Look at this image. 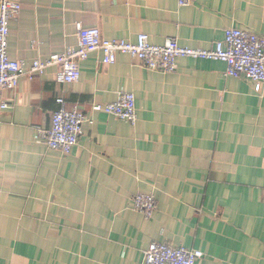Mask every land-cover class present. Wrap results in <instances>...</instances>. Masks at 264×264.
I'll list each match as a JSON object with an SVG mask.
<instances>
[{"label":"crops","instance_id":"0c3cea01","mask_svg":"<svg viewBox=\"0 0 264 264\" xmlns=\"http://www.w3.org/2000/svg\"><path fill=\"white\" fill-rule=\"evenodd\" d=\"M9 54L35 60L78 47L77 27L105 39L212 50L230 28L264 37V0H22ZM100 51L65 84L58 67L0 90V264H144L152 242L199 250L197 264H264V88L220 61L179 59L174 73ZM136 97L130 125L95 105ZM58 99L86 114L71 154L37 142ZM2 104L8 107L2 109ZM155 197L152 219L132 207Z\"/></svg>","mask_w":264,"mask_h":264},{"label":"built area","instance_id":"2783aa9c","mask_svg":"<svg viewBox=\"0 0 264 264\" xmlns=\"http://www.w3.org/2000/svg\"><path fill=\"white\" fill-rule=\"evenodd\" d=\"M194 0H177L179 7H186ZM22 0H0V90H14L24 77L33 81L44 75L47 68L59 69L57 80L65 84L77 83L81 78V62L93 52L100 51L103 65H112L120 54L139 61L146 69L165 74L174 73L179 59L213 60L227 65V76L245 78L253 82L255 91L264 88V37L256 33L230 28L225 39L212 50L191 49L179 45L176 39H167L164 45H154L146 34L139 35L135 43L118 39H105L98 28L77 27L78 47L67 49L62 54L51 56L46 61L35 60L29 67L24 61L10 57V24L22 11ZM52 127L46 131L37 129V142L49 149L69 155L78 145L83 127L87 122L85 112L79 107L69 109L64 99H58ZM2 104L1 108H7ZM95 112H105L120 121L135 125L138 120L136 97L122 91L111 104L95 105ZM1 125V121H0ZM134 210L152 219L158 209L157 200L148 194H137L132 198ZM204 258L199 250L176 247L168 243L152 242L144 252V264H197Z\"/></svg>","mask_w":264,"mask_h":264}]
</instances>
